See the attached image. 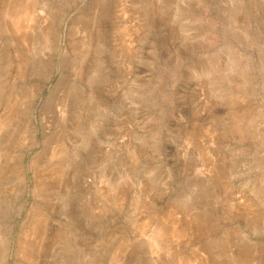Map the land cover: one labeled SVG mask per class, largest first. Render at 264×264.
Wrapping results in <instances>:
<instances>
[{
    "label": "rangeland",
    "instance_id": "374dc122",
    "mask_svg": "<svg viewBox=\"0 0 264 264\" xmlns=\"http://www.w3.org/2000/svg\"><path fill=\"white\" fill-rule=\"evenodd\" d=\"M0 264H264V0H0Z\"/></svg>",
    "mask_w": 264,
    "mask_h": 264
},
{
    "label": "bare ground",
    "instance_id": "6f19581e",
    "mask_svg": "<svg viewBox=\"0 0 264 264\" xmlns=\"http://www.w3.org/2000/svg\"><path fill=\"white\" fill-rule=\"evenodd\" d=\"M64 152V151H63ZM64 154V153H63ZM3 255H4V252H3Z\"/></svg>",
    "mask_w": 264,
    "mask_h": 264
}]
</instances>
